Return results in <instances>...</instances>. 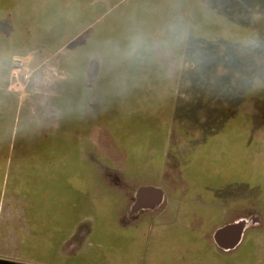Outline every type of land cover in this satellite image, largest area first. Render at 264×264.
<instances>
[{"label": "rangeland", "instance_id": "obj_1", "mask_svg": "<svg viewBox=\"0 0 264 264\" xmlns=\"http://www.w3.org/2000/svg\"><path fill=\"white\" fill-rule=\"evenodd\" d=\"M219 1L67 0L65 34L51 50L64 58H59L41 43L34 49L33 56L12 63L9 77L12 90L19 95L22 93L21 103L37 93L47 98L53 94L54 85L65 78L71 80L72 95L68 103L75 111L78 125L75 127L69 122L73 125L71 137L67 135L65 140L81 148L80 160L86 161L89 184L82 211H72L66 203L61 216H66L68 225L71 218L67 216L70 215L74 223L81 219L82 226L89 227L90 218L93 220L95 235L91 243L85 244L81 256L87 257L86 264H231L238 262L241 253L250 250L254 254V264H264V194L261 188L249 189L237 182L223 187V183H219L220 187L207 188L208 193L183 169L185 158L191 153L189 150L218 127L214 119L228 118L227 111L234 109V105L231 108L228 103L222 104L230 98L244 103L240 109L244 123L252 116L256 118L258 127L250 157L254 164L264 165V100L256 103L243 99L246 90L250 92L258 82H264V0ZM211 6L223 7L224 10H219L223 18L227 16L226 21L231 18L240 24L246 19L248 25L241 26L246 28L242 35L239 25L233 26L236 27L234 34L224 27L227 30L224 40L234 41L232 44L217 41L215 45L219 46L208 48L211 43H203L207 46L205 49L194 44L191 64L185 65L184 60L190 61L187 53L190 35L193 39L202 36L198 34L202 23L210 24L204 36L220 34L211 29L217 15L209 9ZM223 18L218 16L217 22H222ZM24 22L32 25L30 19ZM33 28L37 32L39 27ZM42 30L40 27L41 36ZM19 40V37L0 38V59L5 61L4 65L12 57L22 58L28 52L16 48ZM144 41L146 48L140 43ZM162 41H166V47L160 52ZM137 45L146 50L145 54L150 55L155 65L164 68L172 65L170 74H152L150 85L131 89V95L125 98L118 95L128 93L120 89L121 85L114 94L110 90L112 83L103 82L97 86L96 75L90 77V66L94 67L95 62L102 66L101 60H104L105 67L111 64L118 71L129 66L132 60L138 63L137 57L144 51L137 54ZM95 52L102 53V59ZM89 54L92 56L86 61ZM64 64L69 65L64 67ZM76 71L83 72L82 82L76 80L80 79ZM183 81L209 87L202 88V92H207L205 95L214 93L220 100L218 103L208 101L200 104L202 106L193 104L194 110L187 118L175 116L179 107L184 114L190 113V106L180 104L183 95L188 94ZM214 88V92H210ZM108 96H112L111 99ZM52 107L51 117H69L56 106ZM220 111L224 114L219 115ZM26 114L24 106V134L29 129ZM240 154L233 153V164L238 167L242 163ZM92 180L98 181L97 188ZM100 181L102 185L99 186ZM152 188L164 194V204L139 214L141 221H135L133 226L127 212L132 198L139 189ZM240 220L247 221V228L236 248L224 250L214 243L213 235L218 228ZM69 228L66 225L64 237L69 235ZM97 235L102 237L103 243H97ZM113 237L126 242L113 241ZM60 252L63 258L68 254L65 250ZM38 258L42 259L40 255ZM24 260H30V256ZM247 260L241 263L253 264L250 257ZM49 261L51 264H81L79 259L60 262L54 254Z\"/></svg>", "mask_w": 264, "mask_h": 264}, {"label": "crops", "instance_id": "obj_2", "mask_svg": "<svg viewBox=\"0 0 264 264\" xmlns=\"http://www.w3.org/2000/svg\"><path fill=\"white\" fill-rule=\"evenodd\" d=\"M67 5V0H0V38L19 37L20 43L16 48L28 51L22 58L12 57L6 65L0 59V264H51L49 259L52 251L60 262L68 263L79 259L81 264H86L87 257L82 258V252L86 248L85 244L91 243V238L95 235V224L91 218V225L88 227L86 224L85 227L82 226L81 219L74 223L73 216H67L71 218L68 225L66 216H61L66 203L72 211H82L89 184L85 171L86 161L80 160L81 148L77 146L73 150L79 162H72V143L65 140L66 137H71L69 122L71 123L75 113L68 103L71 102L72 95L71 80L65 78L59 85H54L53 94L47 98L37 93L21 103L22 93L19 95L12 90V80L9 77V69L14 61H23L24 58L33 56L34 49L41 43L51 51L53 44L64 37ZM25 19H30L32 25L25 23ZM33 26L39 27L37 32ZM40 27L43 29L42 36ZM140 43L146 48V41ZM164 44L166 45V41L159 44L160 52L165 50ZM142 46L137 45L135 48L138 51ZM95 53L102 59V53ZM58 55L59 58H64ZM90 56L92 54L88 55L86 61ZM145 61L147 65L144 64ZM147 61L144 60L141 66L130 68L128 72L149 75L153 71L159 74L169 72L167 69L161 70L160 66L153 67ZM101 62H104L102 66L96 62L94 67L93 64L90 66V77L96 75L97 86L107 83L104 81L105 73L113 74L115 71L110 65L105 67L107 63L104 60ZM67 65L69 64H64V67ZM70 70L72 71L71 66ZM76 72L80 73V79L76 80L82 82L83 72ZM134 84L133 88L141 89L146 84L150 85V81ZM52 105L62 113L69 114V117H51ZM24 106L29 127L26 134L22 119ZM73 170L76 171L74 178ZM91 183L98 187L97 180H92ZM163 201L164 197L161 203ZM66 225L70 227L69 235L64 237ZM80 231H84L86 236L74 246L75 251L78 249L76 253H70V243L75 244L73 238ZM98 235L97 243H103L102 237ZM113 241L121 242L115 237ZM61 250L68 251L66 257L61 256ZM23 255L30 256V260H24L25 257L22 259ZM39 255L42 259L38 258Z\"/></svg>", "mask_w": 264, "mask_h": 264}, {"label": "trees", "instance_id": "obj_3", "mask_svg": "<svg viewBox=\"0 0 264 264\" xmlns=\"http://www.w3.org/2000/svg\"><path fill=\"white\" fill-rule=\"evenodd\" d=\"M219 3H221V0L219 1ZM211 7H214V8H211ZM211 7L209 9L215 11V14L217 13L218 16L223 18V15L220 14L221 11L219 10V9L224 10L223 7H219V6L217 7L211 6ZM228 12L229 10L226 11V13ZM217 15H216L217 20L215 19V21L213 22L214 26L211 27V29L214 28V31L220 32V34H217V37H216V34L209 38L204 36L206 35V32L210 30V27H209L210 24L207 23L206 25L202 23V26L200 27V30L198 33L199 35H202V36H198L199 37L198 39H193L192 38L193 35L192 34L190 35L191 40H190V44L188 45V52H187L190 55V61L184 60L183 63H185V65L191 64V60H192L191 54L193 53L192 46L194 44L196 45L199 44L200 46L198 47L203 48V49L207 47V46H204L203 43L204 44L211 43V45H209L208 48H210V46L212 47L219 46V45H215L217 41H222L223 43H226V44H232L234 43V41L229 42V41L224 40L225 31L227 32V30H229L231 31L232 34H234L236 32V27L233 28V26L239 25L240 27L241 26L244 27L248 25V22L246 21V19L244 21H241L240 24H238V22H233L231 18H229L226 21L227 16L223 18L224 20L222 22L220 21L217 22L218 21ZM224 27L227 30H224ZM242 27L239 28L240 35H242L241 34L242 31H245L246 29V28L243 29ZM191 32L193 33L192 29H191ZM169 50H170V46H169ZM141 51L142 52L144 51V54L139 53ZM138 53L141 54L139 57H137L139 60L138 63L137 61L132 60L129 66L125 65L124 68L119 69L118 71L113 67L115 69L113 74L105 73L104 81H107V84L112 83L110 87V90L113 91L112 94H114L116 92L115 89H118L117 87L121 85L120 87L122 86L123 87L120 89L122 90L126 89L127 90L126 92L128 93H126L124 96L121 93L120 94L118 92L117 93L120 97L125 98V97H128L127 95H131V89H133L132 86L135 85L134 83H138L142 81L151 82L152 80L151 75L155 74L156 71H153L154 73L152 72L150 75L146 73L144 74V73H137V72H133V73L128 72L130 68H134L136 65L141 66L144 61L143 62H140V61L146 60V59L150 61V55H146L145 53L147 52L146 50H143L142 47L137 51V54ZM200 60L202 59L200 58ZM203 62L204 60H202L200 63H203ZM144 64L147 65L146 61ZM149 64L155 65L152 61H150ZM108 65L112 67L111 64H108ZM156 66H160L161 70L163 71L166 69L169 71L171 70L172 65L166 66L165 68L162 65H156ZM161 74L168 75L170 73L167 72L165 74L163 73ZM145 77L146 79H144ZM133 80L134 81L137 80V81L132 82ZM259 83L261 84V87L258 86ZM183 85L188 87V92H187L188 94L187 96L186 94L183 95L184 98L182 99L181 101L182 103L180 104H185L186 106H190L189 108L190 113L184 114L183 111H180V107H179V109L177 110V113H175V116L177 117L183 116L184 118H187V116H189L194 110L193 104L203 105V104L208 103V101H213V102L215 101V103H218L217 100L218 99L220 100L218 95L214 93L205 95L207 92H202V88L209 89V87H203V85L202 84L200 85V83H197L194 81L193 83L189 84L183 81ZM199 90H200V93H199ZM214 90L215 88L211 90L210 92L212 91L214 92ZM217 92L219 94L218 90ZM111 97L109 98L108 96L109 99H111ZM241 97H242V94H240V98ZM200 99L203 100V102L201 103L197 102V100H200ZM243 99L245 101L247 99H252L256 103L263 101L264 100V82L263 81L258 82L254 90L250 92L246 90V92L243 93ZM234 100L236 99L234 98ZM222 102H223L222 104L228 103V106L230 107L231 106L233 107L234 105L233 107L234 109H230L229 111H227L229 113L228 118H226L227 116L225 118L223 117L215 118L213 123L217 122L218 127L215 128V130H213L212 134L205 135V137L202 140L194 144L195 147L193 146V150L191 149L189 150V152L191 151V153L185 158V163L183 167L184 173L186 172L187 176L195 180V182L200 187L201 186L204 188H209L210 186L220 187L219 183H223V187H226L229 184L237 182L239 184L244 185L246 188L249 187V189L261 188L264 194V165L254 164L250 157V154L253 152V149H254V133H255L256 128L258 127L256 118L252 116L250 120L244 123V120H243L244 115L240 113V109L244 103H241V102L238 103V101H233V99L231 100V98L229 102H226L225 100ZM219 104H221V102ZM223 112L220 111L219 115L220 113L223 115L224 114ZM242 123L246 127H244ZM71 124H73L75 127L78 125L77 120L74 119V116L71 119ZM71 124H70V128L71 126H73ZM77 146L78 145L75 142H72L71 144L72 162H79V160L75 158V153L73 152V150L77 148ZM238 152L241 153L240 156H241V162H242L239 167L236 165V163L233 164V161L235 160L233 157V153L238 154ZM75 175H76V171L73 170V178ZM216 183L217 185H215ZM247 257L249 256L240 255L238 259L236 260L238 262L235 263L233 261L231 264H242L241 261H244V263H247L248 260L245 261ZM253 257L254 255L251 256V259L253 260V264H254L255 261ZM252 260H249V261H252Z\"/></svg>", "mask_w": 264, "mask_h": 264}, {"label": "flooded vegetation", "instance_id": "obj_4", "mask_svg": "<svg viewBox=\"0 0 264 264\" xmlns=\"http://www.w3.org/2000/svg\"><path fill=\"white\" fill-rule=\"evenodd\" d=\"M147 190L145 189V191H141V189H139L137 191V193H135V197L132 198L133 200L131 201L129 209L127 210L128 214H129V220L132 221L131 223H133V226L136 225L137 221L140 222V219H138L139 214L147 212V210H152L153 208L161 207L164 204V201H163L162 203H160L157 206V199L158 198L156 196H154V195H149V194L145 193V192H147ZM206 191L208 192L207 188H206ZM213 196H215V195H213ZM135 221H136V223H135ZM85 236L86 235L84 234V231H80L79 233L76 234V236L73 238V243L75 242V244L70 243L71 244L70 248H69V250H70L69 252L70 253H75L74 246L78 245V243L81 241V238H83ZM214 236H215V234L213 235V240L215 241ZM214 243L217 245L216 242H214ZM51 253H53V251ZM53 254H51V257H52ZM241 255L242 256L246 255V256H249L251 258V256H253L254 254L250 250L248 252L241 253Z\"/></svg>", "mask_w": 264, "mask_h": 264}, {"label": "water", "instance_id": "obj_5", "mask_svg": "<svg viewBox=\"0 0 264 264\" xmlns=\"http://www.w3.org/2000/svg\"><path fill=\"white\" fill-rule=\"evenodd\" d=\"M147 194L156 196L157 206L161 203L163 193L157 189H148ZM247 221L240 220L233 224L219 228L214 236L217 245L224 250H231L240 244L243 238Z\"/></svg>", "mask_w": 264, "mask_h": 264}]
</instances>
